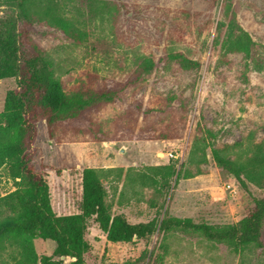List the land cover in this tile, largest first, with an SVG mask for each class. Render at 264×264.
Here are the masks:
<instances>
[{
    "label": "rangeland",
    "instance_id": "rangeland-1",
    "mask_svg": "<svg viewBox=\"0 0 264 264\" xmlns=\"http://www.w3.org/2000/svg\"><path fill=\"white\" fill-rule=\"evenodd\" d=\"M224 5L231 10L224 13ZM26 6L32 36L67 91L123 87L114 102L57 125L53 138L38 122L33 165L49 183L57 214L76 211L84 168L97 170L111 212L132 223L160 222L167 214L234 225L264 197V184L242 188L212 156L213 147L227 146L229 158L251 169L264 159V67L228 53L226 27L217 28L224 15H234L264 44V0H27ZM59 19L74 28L66 32ZM172 53L200 67L185 69ZM148 58L154 69L128 84ZM16 86L15 78L0 80V112ZM170 165L175 174L167 177ZM16 187L2 167L0 197ZM86 238L88 263L264 264V245L233 249L181 231L111 242L90 219ZM35 247L51 255L56 243L36 239ZM11 261V250L0 253V264Z\"/></svg>",
    "mask_w": 264,
    "mask_h": 264
},
{
    "label": "trees",
    "instance_id": "trees-1",
    "mask_svg": "<svg viewBox=\"0 0 264 264\" xmlns=\"http://www.w3.org/2000/svg\"><path fill=\"white\" fill-rule=\"evenodd\" d=\"M27 0H0V80L15 78L17 86L9 89L0 112V169L8 167L17 187L0 197V253L11 250L10 264H96L88 263L85 255L91 249L86 238L90 219L111 242H129L150 238L158 229L162 233L181 231L233 249L264 245V197L255 199L247 216L234 225L196 223L191 218L163 215L155 220L132 223L124 213H112L106 199V189L94 168L80 171L81 197L76 211L57 214L52 205L50 186L43 173L33 165L38 122L44 121L53 138L60 123L81 119L94 109L115 101L123 89H81L67 91L56 77L51 60L32 36V20ZM225 7L224 13L229 12ZM218 31L226 27L224 46L228 53L242 54L248 66L261 70L264 44L255 41L234 15H224ZM66 32L72 24L59 19ZM170 58L185 69H197L200 62L182 53ZM152 58L144 59L128 84L143 80L155 67ZM126 84V86H128ZM228 147H213L214 161L228 171L248 190L249 181L264 184V159L254 162V169L226 155ZM159 170L160 167H154ZM165 176L175 174L167 167ZM188 177V176H187ZM253 182V183H254ZM53 240L56 247L51 255H39L35 240ZM64 257V258H62ZM126 264H140L138 261Z\"/></svg>",
    "mask_w": 264,
    "mask_h": 264
},
{
    "label": "water",
    "instance_id": "water-1",
    "mask_svg": "<svg viewBox=\"0 0 264 264\" xmlns=\"http://www.w3.org/2000/svg\"><path fill=\"white\" fill-rule=\"evenodd\" d=\"M122 150V152H124V149H121ZM62 258H64V257H62Z\"/></svg>",
    "mask_w": 264,
    "mask_h": 264
}]
</instances>
